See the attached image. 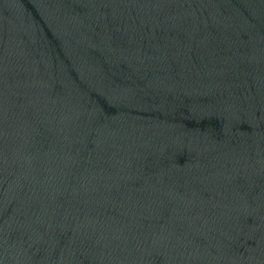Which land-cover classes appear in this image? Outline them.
<instances>
[{
	"label": "water",
	"instance_id": "obj_1",
	"mask_svg": "<svg viewBox=\"0 0 264 264\" xmlns=\"http://www.w3.org/2000/svg\"><path fill=\"white\" fill-rule=\"evenodd\" d=\"M0 264H264V0H0Z\"/></svg>",
	"mask_w": 264,
	"mask_h": 264
}]
</instances>
